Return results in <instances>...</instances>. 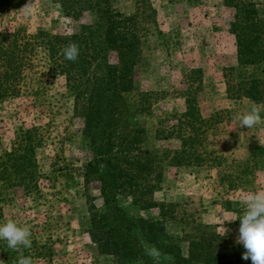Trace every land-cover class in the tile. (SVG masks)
<instances>
[{
    "label": "rangeland",
    "instance_id": "374dc122",
    "mask_svg": "<svg viewBox=\"0 0 264 264\" xmlns=\"http://www.w3.org/2000/svg\"><path fill=\"white\" fill-rule=\"evenodd\" d=\"M8 1L0 0V152L26 127H37L43 140L35 151L36 192L27 195L12 187L0 196V224L11 219L30 228L31 241L43 247V258L33 263L114 264L110 257L98 253L86 234L89 203L106 224L117 228L116 239L127 241L136 251L135 258H127L126 264H140L147 258L156 263L146 255L150 245L145 244L139 227L141 221L156 220L157 211L133 206L124 196L106 201L99 194L100 184L94 174L87 181L82 179L86 164L103 172L93 148L103 135L114 145L116 139L137 128L145 131L142 149L162 156V178L152 199L175 205L176 219L167 221L166 231L179 235L201 224L207 227L206 232L224 236L217 231L219 222L229 219L228 214L236 208L245 210L243 194L264 190V84L255 89L260 94L254 100L250 97L255 91L240 82L230 29L234 10L223 0H148L156 12L157 27L150 35L138 33L142 43L133 91L120 94L110 107L105 106L107 96L95 93L99 77L95 61H100L94 55V64L90 61L85 68L81 88L87 98L84 117L74 113L75 92L55 72L53 60L46 59L33 37L37 31L71 35L90 22V14L65 16L57 3L33 0L31 14L25 15L22 8L28 0H10L15 3L13 7ZM135 1L106 0L105 5L128 15ZM252 1L264 16V0ZM142 23L138 18L137 27ZM31 43L33 47L28 45ZM261 65L264 68V62ZM260 78L264 81V74ZM185 97L194 100L199 118L206 120L195 126L198 140L194 146L200 158L202 153H212L209 160L203 157L205 163L185 159L174 165L171 159L179 149L176 136L172 134L164 141L154 134L156 129H163V135L175 130L184 112ZM253 104L262 106V122L244 128L235 117L245 114ZM181 129L185 136L184 125ZM223 172L231 175L229 188L221 177ZM125 220L135 226L127 231ZM231 225L225 222L229 229L225 237L234 251L243 255L246 249L236 243L239 235ZM141 254L144 256L139 257ZM158 264H165V259L161 257Z\"/></svg>",
    "mask_w": 264,
    "mask_h": 264
},
{
    "label": "trees",
    "instance_id": "16d2710c",
    "mask_svg": "<svg viewBox=\"0 0 264 264\" xmlns=\"http://www.w3.org/2000/svg\"><path fill=\"white\" fill-rule=\"evenodd\" d=\"M50 1L57 3L65 16L75 17L84 12H88L91 16L89 23L80 25L79 30L71 35H51L37 31L33 37L34 43L41 46L44 51L46 59L53 60L55 72L61 74L67 86L75 92L74 113L87 117L88 108L85 102L87 98L81 88L84 84L85 68L96 57L101 63L95 61L99 76L96 80L95 93L98 96L103 94L107 96L105 106L110 107V102H113L120 94L133 91L134 70L142 43L138 33L142 31L141 34L150 35V31L156 32L157 27L156 12L150 2L136 0L132 13L124 15L108 8L105 5L106 0ZM223 3L234 10L230 29L234 37L236 67L240 71V82L255 91L250 97L255 100L260 94L255 89L264 84L263 79L260 78L264 74V68L261 65L264 62L262 33L264 16L257 12L252 0H223ZM8 4L13 7L15 3L9 0ZM138 18L143 22L141 27H137ZM70 42H76L80 48L79 57L75 62L66 60L62 53V49ZM28 45L34 46L33 43ZM5 59L7 62L10 61L9 58ZM109 59H115L117 62L112 64ZM256 64H258L257 67ZM250 67L251 69L247 70ZM241 69H244V72ZM256 70H258L257 73H255ZM111 110L107 111L112 113ZM211 117L212 115L209 119ZM180 118L181 121H178L174 131L171 130L168 135H163V129H156L155 136L164 141L171 139L172 134L176 136L175 140L179 143V149L175 151L171 159L174 165H180L185 162V159H189L193 164L205 163L206 159L204 160L203 157H209L207 159L209 160L212 153H202L200 158L194 146L198 140V128L195 126L204 124L206 120L199 118L198 109L192 98L185 97L184 112ZM181 125H184L187 130L185 136ZM144 135V129L137 128L130 135L116 139L114 145L106 139V135H103L98 145L93 146L96 152L95 157L103 164V172L100 173L92 165L86 164L82 168L83 181H87L89 176L94 174L100 184L99 194L104 200L112 201L108 198L114 199L117 196L129 197L133 206L157 211V219L141 221L139 230L145 244L150 247L155 246L161 251L165 264H249L251 260L242 259L243 255H238L234 251L232 244L225 236L206 232L207 227L201 224H195L188 232H180L179 235L166 231L167 221L172 223L176 219L175 205L156 203L152 199V194L162 178L159 170L162 156L142 149ZM42 140L38 128L34 126L19 130L10 138L9 147L0 152V196H5L7 190L12 187L20 188L27 195L36 192L38 174L35 151ZM119 165L125 169H121ZM227 172H223L221 177L226 180L229 188L232 186V178ZM228 204L226 202V205ZM243 212L242 208L233 210L236 216L242 215ZM87 214L89 228L86 234L99 254L110 257L114 264H126L127 258H135L136 251L129 247L127 241L116 239L117 228L114 229L106 224L96 213L92 203L87 205ZM112 218L115 220L116 215ZM123 223L127 226V231L135 226L133 221L125 220ZM231 226L239 235V219L233 221ZM42 250V246L32 241L31 248L14 251L7 247L6 241L0 240V260H3L5 264H16L20 252H23L24 256H31L33 261L42 259ZM139 250L142 251V248ZM143 256L144 254L139 255V257ZM140 264L156 263L147 258Z\"/></svg>",
    "mask_w": 264,
    "mask_h": 264
},
{
    "label": "clouds",
    "instance_id": "9594fccd",
    "mask_svg": "<svg viewBox=\"0 0 264 264\" xmlns=\"http://www.w3.org/2000/svg\"><path fill=\"white\" fill-rule=\"evenodd\" d=\"M33 0L22 8L25 15H30L33 10ZM64 58L68 61L75 62L80 54L79 45L76 42H70L62 49ZM262 106L253 104V106L243 115H238L235 119L244 128L251 129L262 122ZM242 204L245 210L242 215L236 216L229 213V219L221 220L217 231L224 236L229 231L224 227L225 222H233L239 219V236L237 244H242L246 249L242 259L251 260L252 264H264V190L248 191L243 194ZM31 231L28 226H21L14 220H7L0 224V240L6 241L7 247L14 251H20L21 248H31ZM146 255L151 257L156 264L161 258V251L155 246L146 250ZM0 264H5L0 260ZM16 264H33L31 256H24L20 252Z\"/></svg>",
    "mask_w": 264,
    "mask_h": 264
}]
</instances>
